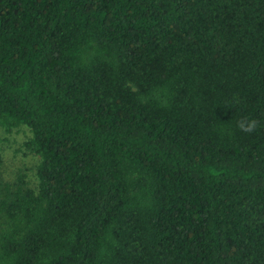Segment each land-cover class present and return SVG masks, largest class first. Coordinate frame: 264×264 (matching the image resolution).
<instances>
[{"label":"trees","instance_id":"1","mask_svg":"<svg viewBox=\"0 0 264 264\" xmlns=\"http://www.w3.org/2000/svg\"><path fill=\"white\" fill-rule=\"evenodd\" d=\"M20 125L0 264H264V0H0Z\"/></svg>","mask_w":264,"mask_h":264},{"label":"rangeland","instance_id":"2","mask_svg":"<svg viewBox=\"0 0 264 264\" xmlns=\"http://www.w3.org/2000/svg\"><path fill=\"white\" fill-rule=\"evenodd\" d=\"M28 136L29 131L23 125L9 131L0 126V180H10L22 173L27 185L35 187L38 156L25 148L23 142Z\"/></svg>","mask_w":264,"mask_h":264},{"label":"clouds","instance_id":"3","mask_svg":"<svg viewBox=\"0 0 264 264\" xmlns=\"http://www.w3.org/2000/svg\"><path fill=\"white\" fill-rule=\"evenodd\" d=\"M238 126L245 132H251L256 128L257 124L256 121H252L251 123L247 124V126H245L243 122H240Z\"/></svg>","mask_w":264,"mask_h":264}]
</instances>
